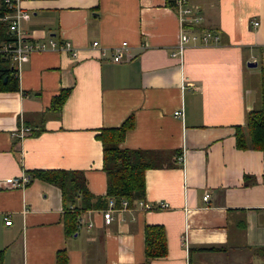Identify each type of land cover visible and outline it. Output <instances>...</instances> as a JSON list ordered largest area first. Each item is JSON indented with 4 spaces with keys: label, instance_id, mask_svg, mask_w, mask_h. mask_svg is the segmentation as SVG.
<instances>
[{
    "label": "crops",
    "instance_id": "crops-1",
    "mask_svg": "<svg viewBox=\"0 0 264 264\" xmlns=\"http://www.w3.org/2000/svg\"><path fill=\"white\" fill-rule=\"evenodd\" d=\"M19 5L29 14L26 38L67 40L78 54L34 51L12 73L19 89L0 91V264H58L61 252L66 264H146V225L164 228L167 247L148 264H264V150L239 149L234 137L260 105L264 0H185L201 16L192 24L178 17L176 0ZM0 29L2 45L12 34ZM184 29L218 40L173 56ZM122 43L125 59L114 62L111 48ZM61 89L69 94L54 110ZM128 116L134 124L119 146L151 152L157 165L144 173L148 210L95 199L107 179L96 135ZM32 171H73L93 197L70 187L64 196ZM13 177L16 186L5 182Z\"/></svg>",
    "mask_w": 264,
    "mask_h": 264
},
{
    "label": "trees",
    "instance_id": "trees-1",
    "mask_svg": "<svg viewBox=\"0 0 264 264\" xmlns=\"http://www.w3.org/2000/svg\"><path fill=\"white\" fill-rule=\"evenodd\" d=\"M14 71L15 68L7 58H0V91L19 89L18 79L12 74ZM5 77L6 82H4ZM68 94V89H61L57 95L52 97L51 107L54 110H60ZM133 124V116H128L118 127L102 128L96 135L102 143L103 170L107 177L105 196L95 197L101 203L108 198H113L117 205L121 199L127 200L131 205L136 200L143 199L145 194L144 173L148 168L157 167L151 152L124 149L119 146L127 130L132 128ZM234 137L236 147L239 149L264 150V66L260 71V105L247 113L244 125L235 127ZM73 175V171H32L30 177H38L58 186L64 196L70 187L72 192L79 190L82 196L92 198L93 196L85 188V178L82 176L79 179ZM70 216L74 218L75 214H70ZM70 232L71 228L66 225L65 233ZM144 237L146 264L153 258L166 255V239L162 226L146 225ZM57 260L58 264H66L65 253H59Z\"/></svg>",
    "mask_w": 264,
    "mask_h": 264
},
{
    "label": "built area",
    "instance_id": "built-area-1",
    "mask_svg": "<svg viewBox=\"0 0 264 264\" xmlns=\"http://www.w3.org/2000/svg\"><path fill=\"white\" fill-rule=\"evenodd\" d=\"M20 0H2V10L0 12V21L5 23L8 27L9 32L12 34V37L5 41L2 45H0V58H7L12 66L17 69L20 67V64L29 59L30 53L34 51H43V50H64L68 51L72 56H76L78 54V50L74 45H72L69 41L65 40L63 42H57L53 38H49L46 42H38L31 41L26 38L21 29V23L24 20L29 18V14L24 11L20 5ZM185 0H176V6L178 11V17L186 22L187 24L197 23L201 20L200 15H194L193 9L189 7H183V3ZM255 26L259 24L257 20L253 22ZM218 40V35L211 32L210 30H205L202 32L192 31L190 29H184L179 32L178 39L176 44L174 45L175 51L172 53L173 56H181L184 50L190 46L196 45H208L213 44ZM91 48L100 50V53L103 54L107 49L105 47L100 46L98 41H93L91 43ZM127 51V45L122 43L118 46H114L111 48V58L114 62H120L125 59ZM175 116L182 115V112L176 110L174 112ZM29 128L26 127L24 129H20V136H24V133L28 131ZM26 134V133H25ZM21 180H25L26 177L22 175L20 177ZM11 186H16L19 184V178L13 177L6 179L5 181ZM208 195H204V199L206 200ZM114 201H109V208L102 210V216L105 224H109L112 220L111 215V206ZM122 206H126L128 204L127 200L123 199L121 201ZM138 206L148 210L153 208V206L146 202L145 200H138ZM167 205L164 202H159L155 206V208H165ZM5 223H10L8 217L5 218Z\"/></svg>",
    "mask_w": 264,
    "mask_h": 264
},
{
    "label": "water",
    "instance_id": "water-1",
    "mask_svg": "<svg viewBox=\"0 0 264 264\" xmlns=\"http://www.w3.org/2000/svg\"><path fill=\"white\" fill-rule=\"evenodd\" d=\"M257 65V63L256 62H252V61H249V62H247V66L248 67H255ZM6 81V77L4 78V82Z\"/></svg>",
    "mask_w": 264,
    "mask_h": 264
},
{
    "label": "rangeland",
    "instance_id": "rangeland-1",
    "mask_svg": "<svg viewBox=\"0 0 264 264\" xmlns=\"http://www.w3.org/2000/svg\"><path fill=\"white\" fill-rule=\"evenodd\" d=\"M1 28H2V31H4V32L9 31V30H8V27H7V25H6L5 23H3V24L1 25ZM257 67H258V66H257Z\"/></svg>",
    "mask_w": 264,
    "mask_h": 264
}]
</instances>
